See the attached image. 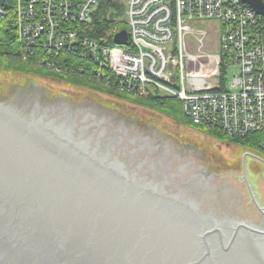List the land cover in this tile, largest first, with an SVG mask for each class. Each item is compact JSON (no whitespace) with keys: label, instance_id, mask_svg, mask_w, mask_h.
<instances>
[{"label":"water","instance_id":"obj_1","mask_svg":"<svg viewBox=\"0 0 264 264\" xmlns=\"http://www.w3.org/2000/svg\"><path fill=\"white\" fill-rule=\"evenodd\" d=\"M243 1L264 15V0ZM114 37L129 40L124 28ZM47 98L34 83L0 92V264H264V190L241 169L223 170L208 153L179 161L174 148L123 158L118 148L128 140L135 144L127 150L144 143L133 139L145 123L105 124L113 139L131 129L117 146L90 141L93 130L80 135L60 110L46 111ZM166 153L176 175L192 161L170 187L159 175ZM145 159L156 161L157 178L134 175ZM202 164L215 174L209 194L197 180L183 183Z\"/></svg>","mask_w":264,"mask_h":264},{"label":"built area","instance_id":"obj_2","mask_svg":"<svg viewBox=\"0 0 264 264\" xmlns=\"http://www.w3.org/2000/svg\"><path fill=\"white\" fill-rule=\"evenodd\" d=\"M98 1L65 0L60 9L59 0H18L21 37L28 43L44 38L47 47L55 52L80 44L99 60L102 71L112 70L123 78L117 86L119 90L136 83L135 90L146 92L147 81L155 83L147 84L150 90L161 87L164 94L180 87L179 94L196 124L235 136L264 132V23L242 0H128L126 25L129 40L132 37L129 44L139 50L138 54H133L128 44L117 46L107 38L95 41L61 29L69 23L88 22ZM69 4H76V10V5L74 11L70 10ZM213 18L223 22L219 52L206 57L187 53L188 44L198 42L202 46L209 35L207 28L192 22L203 25ZM250 25L252 31H257L251 36L247 31ZM232 64L238 65V73L229 88L212 91L220 86V66ZM147 69L157 80L148 78ZM98 76L105 77L101 73Z\"/></svg>","mask_w":264,"mask_h":264},{"label":"rangeland","instance_id":"obj_3","mask_svg":"<svg viewBox=\"0 0 264 264\" xmlns=\"http://www.w3.org/2000/svg\"><path fill=\"white\" fill-rule=\"evenodd\" d=\"M116 1L124 4V7L122 6L121 9H119L118 11L110 9L107 14L109 17L111 16L112 18H114L117 22H124L126 26L125 28L128 29L129 26L126 25L128 21L127 20L128 0H116ZM241 2L247 5L250 9H253L252 5L245 3L243 0ZM63 3H65V0H59L60 9L62 8ZM75 5L69 4L67 6L70 10L74 11ZM76 8L77 5L75 6V10ZM253 10L257 14L258 20H261L263 24L264 15L258 14L255 9ZM51 13L54 14V11H52ZM177 14L178 12L176 13V15ZM205 22L207 23H204L203 25L197 21L192 22L193 25L196 27H198V25L200 24L199 27L207 28L209 35L207 36V39L203 42L202 46H200L198 42L195 44H188L187 53L191 55H201V57H206L210 55V53L213 54L219 52L221 37L223 35L222 33L223 22L218 20L217 18L208 19L205 20ZM79 23H83V22L78 21L76 25H78ZM70 25L71 24L69 23L66 26L62 27L61 29L64 30L65 32H67V29H70L76 31L78 35H83V36L86 35V33H80L79 28L72 27ZM250 26H251L250 30L247 29V31L248 33H250L251 36V34L253 35L257 31L255 30L252 31L253 25ZM247 28H249V26ZM120 30H122V28ZM112 31L113 30H111L109 32L110 34H107V36L103 38H107L110 40L113 39V41L112 40L111 41L113 42V44H116L115 37L114 38L112 37V35L115 32ZM224 32H225V26H224ZM148 33L150 34L151 32L149 31ZM86 37L92 39L94 38L95 41L97 40L95 37L92 36L86 35ZM187 38H190V36H187ZM68 39L72 41L74 44L77 43L73 41L71 37H69ZM131 42H132V37L127 44L132 49L133 54L134 53L138 54L139 50L132 47L129 44ZM127 44H122V45H127ZM27 50H25L24 54L22 55L23 60L21 61L24 63L25 60L27 61L29 59ZM140 52L142 53V50H140ZM58 54H59L58 51L54 53L56 57L58 56ZM173 54H176L175 56H177V51H174ZM44 55L46 54H43L41 56ZM35 57L36 59L34 61H29L32 60L31 58L27 62H29L33 67L35 68L37 67L36 69L29 67L31 68V70L33 69L36 72H31L29 70H22L21 68L25 69V66L22 63H19L17 61L12 62L10 59H5L6 62L3 61L5 67H0V92L15 91V89L26 86V84L34 83L42 87L44 91L47 94H49L51 97L59 94L66 95V93L69 94L66 96L70 97L72 96L70 94L78 92L84 95L94 94L95 97L100 98L104 102L107 101V98L109 99L111 96L113 97L115 96L119 98L120 101H124L126 99L127 102L133 103L135 108H129L131 107L129 105L126 108L123 107V111H125L124 113H130L132 116L136 118V120L145 123L147 126L148 125L151 126L155 124L153 126H156L161 130L167 131L168 133L176 134V136H179V141L185 140L187 141V143L192 145L194 144L193 142L194 140L196 141L199 140V142H201L200 144L202 146L204 145V147L207 149V153L209 154L214 164L216 163V165L223 170L241 169V171L245 173L247 178H249V180L252 182V184L255 185V187L258 190H264V151H258V152L253 151L251 149L242 147L241 145L234 143L233 141L232 142L230 141L231 139L239 135L235 136L228 133L224 134L223 132L219 131L217 128H211L208 125L207 127L204 124L202 125L196 124V122L192 120L189 111L186 109L185 99H182L179 94V92L182 91L180 87L176 88V91L174 92H170L169 94H164L161 93L163 91L161 87H157V90L155 91L150 90L147 87V84L155 85V83L152 81L150 82L147 81L145 85L146 92L135 90L134 87L136 83L132 88H127L126 86H124L123 88L124 90H119L116 86L109 85L108 82L109 78H107L106 81H104L103 78L99 79L98 75L102 72L101 69L96 70L97 79H95L92 78V76L91 77L88 76V74L86 73H82V71L78 72L76 69L72 68L71 66L68 67L66 65H63L62 68L65 69H62L61 67L53 68V66L51 65L48 64L46 65L44 63L45 61L41 60L38 55H36ZM189 66L192 67V64H190ZM7 67H11V68H7ZM108 71L110 77L116 78L117 81L121 82L120 79L123 78L120 77L119 75L117 76L116 74L117 72L116 73L114 71L112 72V70H108ZM219 71L221 76L220 86H215V88L212 90L215 92H223L229 88L228 85L230 84L234 74L238 73V65L235 64H232L230 66L223 65L222 68L220 66ZM146 75L148 76L149 79H151L153 78L154 74L152 70L147 69ZM153 79L157 80V76ZM168 96L177 98L182 102L184 111L180 115L177 114L176 112L171 111L170 109H168V107H162L161 104H159L160 103L159 100L161 97H168ZM150 99H154V101L157 103H155L154 101H150ZM192 128H195V130H197L198 133L192 132L190 134H185L187 133V131L192 130ZM252 132H256V131H252ZM220 136L225 137V139L221 138Z\"/></svg>","mask_w":264,"mask_h":264},{"label":"flooded vegetation","instance_id":"obj_4","mask_svg":"<svg viewBox=\"0 0 264 264\" xmlns=\"http://www.w3.org/2000/svg\"><path fill=\"white\" fill-rule=\"evenodd\" d=\"M25 92L26 91L24 90V92H20L19 94H17L16 99L11 101L10 106L14 107V105L17 106V103H22L21 100L25 97L24 95L26 94ZM35 92L37 91H34L33 94ZM66 95H69V94L66 93ZM66 95L59 94V95L53 96L50 100H48V98L44 100L43 104L47 106L46 111L49 109H52V112L56 113L60 110L59 117L71 118L72 119L71 124L75 128L82 131L80 135L86 134V132H88L89 130H93L92 133H89L91 134L89 135L90 141H93L94 139L99 140V137H101L100 142L103 143V138H106V143L109 144V138H111L113 144L117 146L124 141L123 136H127L126 134H128L131 130L130 128L133 125H137L138 124L137 122H139L138 120L136 121V118L132 116L130 113H124L125 111H123V107L126 108L129 105L131 106L129 108H135L134 104L131 102L130 103L127 102L126 99L124 101H120L119 98L115 96L114 97L111 96L109 99L107 98V101L104 102L100 98L95 97L94 94L84 95L82 93L80 94L78 92H75V93L70 94L72 95L70 97ZM82 96L86 98H83ZM70 98H72L74 101H71V100L69 101ZM82 113H83V117L80 120L79 115H81ZM113 121H116L115 123H123L125 125L127 124L126 126H129L130 128L129 129L121 128L119 130L120 132V135H118L119 137L116 139H113L112 137L114 136H110L107 134L108 126L105 125V124H110ZM153 125L151 126L148 125L145 127L140 126L134 130V131L139 130L138 132L139 135L137 137H134L135 139H133V141L138 142V140H140L144 142L145 144L143 143L144 145L141 144L138 148L127 150L129 147L128 144L129 145L135 144L132 141L128 140L127 144L125 145L126 146L125 148H118L119 153L123 154V155L121 154L123 158H126L125 157L126 151L130 152V156H134L139 151H142V152L150 151V153L152 154H158L160 153V150H165L166 152L168 150L170 151L171 148H174L176 150V153H175L176 159H178L179 161L182 160V158L187 157L186 155H193V154L197 156L198 158L200 157H203V159L205 158L204 153H207V149L204 147V145L202 146L200 144L201 142H199V140L198 141L194 140L193 141L194 144L191 145L187 143V141L185 140L179 141V136H176V134L168 133L167 131L161 130L160 128H157L156 126H153ZM126 126H123V127H126ZM74 132H75V129H74ZM192 132H197V130H195V128H192V130L187 131V133L185 134H190ZM96 133H97V136H94V134ZM121 135L122 137H120ZM117 139H119V142H117L118 141ZM119 153L117 154V157H119ZM148 163H149L148 159L141 161V163L137 166V168L133 169L134 171L138 169L140 170V172L135 171L134 175H136L137 177L139 176L141 172H145L148 178H150L151 175H153L152 176L153 178L156 177L155 175V171H156L155 165H157L156 161L153 160V161H150V164ZM173 163L174 161L168 153H166L165 158L161 159L159 162V166L161 169V171L159 172V175L162 177L161 179L162 184L164 185L166 184L165 186L170 187L172 184L169 181V179L176 180L177 178H182L183 174H185L188 168L192 166V161L182 163V165H180L177 168L178 175H176L173 172L175 168ZM216 169L217 168L215 167L214 171ZM196 171H197L196 173L194 172V174H191L188 179L184 180L183 183L188 184L191 181L197 180L198 186H202L205 194H209L211 192L216 191V186L213 185V182L215 181V174H213V172L210 171V169L208 168V165L202 164L200 165V167L197 168ZM169 174H171L170 175L171 177H169ZM177 188H178L177 186L172 187V190L177 189ZM257 210L260 212V214L264 215V213L259 209L258 205H257Z\"/></svg>","mask_w":264,"mask_h":264},{"label":"trees","instance_id":"obj_5","mask_svg":"<svg viewBox=\"0 0 264 264\" xmlns=\"http://www.w3.org/2000/svg\"><path fill=\"white\" fill-rule=\"evenodd\" d=\"M17 6L18 0H0V67H5L3 61L6 62L5 59H10L12 62L17 61L22 63L25 66V69L21 68L22 70L36 72L29 67L34 69L37 67H33L27 61L31 58L32 60L29 61H34L36 59L35 56L38 55L41 60L45 61L44 63L46 65H51L54 68H62L63 65H66L68 67L71 66L78 72L82 71V73L86 74L90 73L92 70L96 71L101 68L99 60L90 55L89 51H85L80 44L76 47L59 49V54L56 57V55H54L56 52L51 51L47 47V40L44 38L38 39L37 42L33 43H28L26 40H23L21 31L19 30ZM122 6L124 7V4L116 0H99L98 7L93 12L92 18L88 20V22L79 23L78 25L74 22L72 23V27L79 28L80 33H86V35L95 37L96 39L106 37L107 34H110L109 32L111 30H113L112 32H116L126 27L124 22H117L107 14L110 8L118 11ZM111 40L113 41V39ZM111 40L109 39L110 44L113 43ZM25 50H27L29 59L27 61L25 60L24 63L21 60H23L22 55ZM49 52L52 54H48ZM43 54L46 55L41 56ZM87 56L89 58H87ZM107 74L109 75V72H107ZM150 101H154V99H150ZM159 101L160 103H158L161 104L162 107H168V109L179 115L184 111L182 102L177 98L170 96L161 97ZM220 137L225 139L223 136ZM230 141L253 151H264L263 131L250 132L244 136H236Z\"/></svg>","mask_w":264,"mask_h":264},{"label":"bare ground","instance_id":"obj_6","mask_svg":"<svg viewBox=\"0 0 264 264\" xmlns=\"http://www.w3.org/2000/svg\"><path fill=\"white\" fill-rule=\"evenodd\" d=\"M110 9H112V8H110ZM109 9V10H110ZM108 10V11H109ZM252 16H254V14H252ZM256 16V15H255ZM264 17V16H263ZM253 19H255V18H253ZM117 45V44H116ZM117 46H119V45H117ZM91 55V54H90ZM87 58H89L88 56H87ZM90 74V75H89ZM97 72L95 71V70H92L90 73H88V76H92V78H95V79H97ZM101 75L102 76H104L105 75V77H102L103 79H104V81H106V79L107 78H109V85H112V86H118L119 84H120V82L119 81H117L116 80V78H112V77H110V76H108V74L106 73V71L105 70H103L102 72H101ZM119 94H121V93H119Z\"/></svg>","mask_w":264,"mask_h":264}]
</instances>
